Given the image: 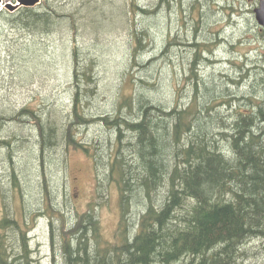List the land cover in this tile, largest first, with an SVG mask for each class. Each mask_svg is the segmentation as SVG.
I'll return each mask as SVG.
<instances>
[{
	"label": "trees",
	"instance_id": "obj_1",
	"mask_svg": "<svg viewBox=\"0 0 264 264\" xmlns=\"http://www.w3.org/2000/svg\"><path fill=\"white\" fill-rule=\"evenodd\" d=\"M163 1L172 8L170 0ZM84 2L74 3L75 11L63 14L52 5L22 7L8 16L7 23L47 33L57 29L61 19L69 29L80 24L102 28L101 18L107 10L99 0ZM195 14L202 16L200 8ZM128 27L135 35L130 34L132 59L141 66L136 57L147 46L145 33L133 21ZM178 38L168 39L162 49L169 67L174 62V47L182 45ZM202 41L191 44L196 50L186 77L190 81L193 77L195 86L202 84L207 90L201 94L197 88L196 96L185 106L177 98L167 107L141 85L138 91L120 96L114 114H92L84 99L88 102L98 94L95 61L76 43L72 49V108L67 116L52 103L36 109L0 99V264H42L31 235L43 214L51 219L55 247L50 264H237L246 243L264 238V98L249 96L252 108L237 114L217 110L211 99L214 88L199 75L198 63L213 52L211 44ZM187 44L183 42V46ZM254 77L253 86L260 76ZM225 79L239 82L230 76ZM134 83L151 82L134 78ZM175 91L182 92L179 81ZM225 102L236 105L230 99ZM95 122L111 132L105 148L102 142L82 143L76 137L77 125ZM62 139L65 145L93 156L99 197L110 183L118 185L121 217L114 241L104 237L96 211L99 202L72 222L56 207L59 200L44 183L43 170L50 161L49 152L57 150Z\"/></svg>",
	"mask_w": 264,
	"mask_h": 264
},
{
	"label": "rangeland",
	"instance_id": "obj_2",
	"mask_svg": "<svg viewBox=\"0 0 264 264\" xmlns=\"http://www.w3.org/2000/svg\"><path fill=\"white\" fill-rule=\"evenodd\" d=\"M83 1L95 3L96 0H40L36 6L42 8L52 5L63 14L75 11V4L80 5ZM99 1L102 8L107 10L101 18L104 21L102 28L80 24L77 29H69L61 19L58 28L47 33L29 32L7 23L9 15L16 14L26 6L11 9L10 5H17L20 1L1 0L0 99L19 106L31 105L36 109L52 103L55 108L62 107L65 110L63 114L67 116L72 108V49L76 43L84 55L95 61V82L99 80L98 94L88 99V102L84 99L85 106L92 110V114H114L120 96L138 91L141 85L147 88V93L157 102L167 107L172 106L177 98L185 106L194 99L197 90L194 78L190 81L186 77L196 50L191 44L202 40L211 44L213 52L207 55L206 61L198 63L199 75L204 77L208 86L214 88L213 96H217H211V99L216 101L217 110L227 115L237 114L238 111L252 108L249 96L264 98V73L261 75L264 70V30L255 14L260 0H170L173 6L171 9L163 0ZM199 8L202 16L197 17L195 12ZM193 15L197 18H193ZM132 21L145 33L143 42L147 46L139 52L138 59L135 56L136 61L145 66H137L135 59H132L133 43L128 27ZM177 35L182 45L174 47L171 53L174 65L169 67L162 58V49L168 39ZM186 41L189 45L185 47L183 42ZM153 57L155 59L151 61ZM256 66L257 70L250 74L249 70ZM180 68L182 77L179 74ZM174 71H177L175 75ZM257 73L260 77L253 86L252 81ZM228 76L239 82L227 81L225 78ZM134 78L149 79L154 86L143 83L135 86ZM177 81L182 83L181 93L175 91ZM225 86H229V90ZM198 88L201 94L207 90L202 84ZM228 99L236 105H226ZM74 130L82 143L95 140L96 145L102 142L104 148L111 136V132L100 122L77 125ZM62 140L57 150L49 152L50 161H47L43 170L44 183L54 198L59 200L55 201L56 207L65 212L67 221L72 222L78 214L94 208L99 202L101 205L96 211L104 237L114 241L121 217L118 185L110 183L105 189V195L99 197L93 156L74 145H65ZM50 222L47 214L41 215L31 235L42 264L51 263L55 248L51 243ZM237 264H264V238L257 237L246 243Z\"/></svg>",
	"mask_w": 264,
	"mask_h": 264
},
{
	"label": "water",
	"instance_id": "obj_3",
	"mask_svg": "<svg viewBox=\"0 0 264 264\" xmlns=\"http://www.w3.org/2000/svg\"><path fill=\"white\" fill-rule=\"evenodd\" d=\"M19 4L17 5H10L11 9L18 8L21 5L26 7H35L40 3V0H19ZM1 4V0H0ZM256 19L258 23L261 25L262 29L264 30V0H260L259 6L255 9Z\"/></svg>",
	"mask_w": 264,
	"mask_h": 264
},
{
	"label": "bare ground",
	"instance_id": "obj_4",
	"mask_svg": "<svg viewBox=\"0 0 264 264\" xmlns=\"http://www.w3.org/2000/svg\"><path fill=\"white\" fill-rule=\"evenodd\" d=\"M85 2H86V1H85ZM180 5H181V4H180ZM36 7H37V6H36ZM172 7H173V6H172ZM147 10H152V9H147ZM5 11H6V10H5ZM153 12H154V11H153ZM153 12H152V13H153ZM146 13H147V12H146ZM216 15H217V14H216ZM212 17H213V16H212ZM228 26H229V25H228ZM196 27H197V25H196ZM229 27H230V26H229ZM8 29H9V28H8ZM140 29H141V28H140ZM187 29H188V28H187ZM250 31H251V30H250ZM263 32H264V31H263ZM135 33H136V32H134V34H135ZM255 34H256V33H255ZM146 35H147V34H146ZM132 36H133V35H132ZM134 36H135V35H134ZM134 36H133V37H134ZM136 36H137V35H136ZM138 36H139V35H138ZM138 36H137V37H138ZM168 37H169V36H168ZM135 39H136V38H135ZM170 40H171V39H170ZM172 40H173V39H172ZM134 41H135V40H134ZM202 42H204V41H202ZM202 42H201V43H202ZM138 43H139V42H138ZM169 43H170V42H169ZM169 43H168V44H169ZM175 43H176V42H175ZM198 44H199V43H198ZM205 44H206V43H205ZM188 45H189V44H188ZM195 45H196V44H195ZM199 45H200V44H199ZM206 45H207V44H206ZM206 45H205V46H206ZM133 46H134V45H133ZM168 46H169V45H168ZM203 46H204V45H203ZM166 47H167V46H166ZM136 48H137V46H136ZM136 48H135V50H136ZM75 51H76V50H75ZM136 51H137V50H136ZM136 51H134V52H136ZM142 51H143V50H142ZM82 52H83V51H82ZM234 52H235V51H234ZM132 54H133V53H132ZM135 55H136V53H135ZM164 55H165V53H164ZM49 56H50V55H49ZM153 58H154V57H153ZM148 62H149V61H148ZM132 63H133V61H132ZM79 65H80V64H79ZM243 65H244V64H243ZM139 66H140V65H139ZM142 66H143V65H142ZM135 68H136V67H135ZM83 71H84V70H83ZM248 73H249V72H248ZM195 76H196V75H195ZM197 76H198V75H197ZM136 78H137V77H136ZM192 78H193V77H192ZM195 78H196V77H195ZM196 79H197V78H196ZM241 79H242V78H241ZM122 80H123V79H122ZM148 80H149V79H148ZM185 80H186V79H185ZM199 80H200V79H199ZM151 81H152V80H151ZM199 82H200V81H199ZM145 84H146V83H145ZM148 84H149V83H148ZM150 84H151V83H150ZM150 84H149V85H150ZM196 87H197V86H196ZM196 87H195V89H196ZM74 88H75V87H74ZM197 88H198V87H197ZM73 90H74V89H73ZM155 91H156V90H155ZM192 91H193V90H192ZM83 93H84V92H83ZM155 93H156V92H155ZM75 94H76V93H75ZM147 99H148V98H147ZM79 102H80V101H79ZM119 105H120V103H119ZM123 105H124V104H123ZM209 108H211V107H209ZM125 110H126V109H125ZM113 113H114V112H113ZM118 115H119V114H118ZM111 117H112V116H111ZM80 118H81V117H80ZM115 118H116V117H115ZM219 119H220V118H219ZM79 121H80V119H79ZM81 121H82V120H81ZM108 121H109V119H108ZM123 121H124V120H123ZM123 121H122V122H123ZM72 123H73V122H72ZM74 123H75V122H74ZM124 123H125V122H124ZM69 125H70V124H69ZM127 125H128V123H127ZM184 126H185V125H184ZM184 126H183V127H184ZM0 127H1V126H0ZM130 129H131V128H130ZM230 129H231V128H230ZM90 133H91V132H90ZM115 133H116V132H115ZM129 133H130V132H129ZM137 134H138V133H137ZM12 136H13V135H12ZM136 137H137V136H136ZM10 139H11V138H10ZM125 142H126V141H125ZM5 151H6V150H5ZM125 151H126V150H125ZM111 153H112V152H111ZM125 153H126V152H125ZM128 154H129V153H128ZM42 155H43V154H42ZM118 155H119V154H118ZM125 155H126V154H125ZM126 156H127V155H126ZM130 156H131V155H130ZM132 156H133V154H132ZM128 159H129V158H128ZM128 159H127V160H128ZM42 160H43V159H42ZM105 160H106V159H105ZM131 160H132V159H131ZM40 161H41V160H40ZM128 161H129V160H128ZM42 162H43V161H42ZM110 171H111V170H110ZM34 178H35V177H34ZM124 184H125V183H124ZM135 184H136V183H135ZM137 184H138V183H137ZM137 184H136V185H137ZM11 187H12V186H11ZM120 188H121V187H120ZM126 191H127V190H126ZM127 196H128V195H127ZM3 204H4V203H3ZM22 206H23V205H22ZM64 208H65V207H64ZM58 213H59V212H58ZM73 217H74V216H73ZM76 217H77V216H76ZM74 220H76V219H74ZM68 221H69V220H68ZM69 222H70V221H69ZM57 224H58V223H57ZM73 225H74V224H73ZM14 227H15V226H14ZM69 229H70V228H69ZM77 230H78V229H77ZM146 231H147V230H146ZM73 232H74V231H73ZM71 233H72V232H71ZM58 234H59V233H58ZM93 235H94V234H93ZM93 240H94V239H93ZM83 242H84V241H83ZM15 244H16V243H15ZM133 244H134V243H133ZM92 247H94V246H92ZM89 249H90V248H89ZM123 249H124V248H123ZM98 250H99V248H98ZM115 250H116V249H115ZM126 250H128V249H126ZM0 251H1V250H0ZM92 251H93V250H92ZM106 251H108V250H106ZM106 251H105V252H106ZM63 252H64V251H63ZM121 253H122V252H121ZM106 256H107V255H106ZM6 257H7V256H6ZM103 258H104V257H103ZM120 258H121V257H120ZM115 260H116V259H115ZM136 261H137V260H136ZM141 261H142V260H141ZM41 262H42V261H41ZM118 264H119V263H118Z\"/></svg>",
	"mask_w": 264,
	"mask_h": 264
}]
</instances>
